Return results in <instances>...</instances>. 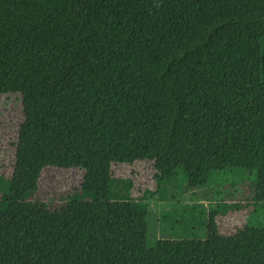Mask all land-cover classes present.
Returning a JSON list of instances; mask_svg holds the SVG:
<instances>
[{"label": "trees", "instance_id": "obj_1", "mask_svg": "<svg viewBox=\"0 0 264 264\" xmlns=\"http://www.w3.org/2000/svg\"><path fill=\"white\" fill-rule=\"evenodd\" d=\"M0 97L21 102L0 264H210L214 221L205 239L110 243L135 190L118 165L150 163L162 200L236 173L264 217V0H0ZM72 168L68 200L35 198L46 170Z\"/></svg>", "mask_w": 264, "mask_h": 264}, {"label": "rangeland", "instance_id": "obj_2", "mask_svg": "<svg viewBox=\"0 0 264 264\" xmlns=\"http://www.w3.org/2000/svg\"><path fill=\"white\" fill-rule=\"evenodd\" d=\"M20 109L18 97H0V165L6 178L12 170L10 145L15 143ZM112 170L116 177L132 178L135 190L131 202L113 206L117 228L110 236V243L143 247L157 240H187L193 236L205 239L206 227L214 221L222 240L212 246L210 264H264V217L260 207L254 204L248 179L230 172L215 179L210 187L192 190L181 182L177 188L164 191L166 200H162L163 192L155 182L150 163L118 165ZM82 181L83 172L74 168L46 170L35 198L56 208L80 189ZM248 224L259 229L260 245L229 240Z\"/></svg>", "mask_w": 264, "mask_h": 264}]
</instances>
